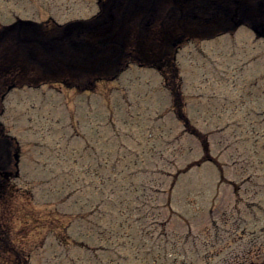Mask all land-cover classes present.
<instances>
[{"label":"rangeland","instance_id":"rangeland-1","mask_svg":"<svg viewBox=\"0 0 264 264\" xmlns=\"http://www.w3.org/2000/svg\"><path fill=\"white\" fill-rule=\"evenodd\" d=\"M96 12L97 0H0V26L17 18L34 22L52 18L62 24L90 18ZM185 44L176 60L187 115L197 130L209 134L210 153L219 158L224 176L207 164L180 174L202 158V142L176 119L171 98L154 70L132 65L114 82L98 84L93 94L48 85L15 88L4 101L0 99V124L5 133L18 140L21 151L20 176L7 181L5 197L0 199V230L6 229L11 240L7 244L13 242L30 254V264H153L165 241L177 243L176 252L168 247L167 264L173 259L179 263L181 251L207 250L204 247L211 245L215 233L224 239L218 249L220 258H227L239 253L246 239L253 237L250 233L264 236V214L254 212L259 204L264 208V146L254 145L264 124L257 123L262 117L254 118L249 112L255 109L264 118V40L241 27L230 36ZM227 109L232 112L230 121L236 122L229 132L222 130L227 120L222 113ZM70 148L77 152L71 155ZM128 151H137L143 158L137 167L157 173L139 179L155 188L150 196L157 216L135 224L133 238L139 240V225L147 223L142 257L134 259L137 250L128 242V249H121L130 257L124 263L110 253L100 251L96 255L98 249L109 248L106 242L98 244L82 237L86 230L92 232V217L84 212L90 213L96 199L92 193L74 195L71 189L82 185L83 165L95 155L108 161L119 158L122 167H132L133 157ZM90 164L94 165L93 159ZM72 167L73 172L82 173V179H75L77 173L67 176ZM9 169L13 170V165ZM105 205L100 208L109 211L111 207ZM137 205L141 209V204ZM79 211L83 213L77 216ZM63 212L69 215L63 218ZM29 213L41 217V222ZM50 213L57 214L62 225L54 228L50 219L43 220ZM254 213L260 219L258 224L254 223ZM240 220L244 226L245 221L248 223L245 240L238 236L244 229L235 231ZM63 227L67 229L62 235L49 229L63 231ZM163 231L167 236L161 235ZM82 240L86 244H80ZM250 247L246 244L243 249ZM148 249L153 250L152 256L145 260L143 252ZM202 255H196L194 264L211 263Z\"/></svg>","mask_w":264,"mask_h":264},{"label":"trees","instance_id":"trees-1","mask_svg":"<svg viewBox=\"0 0 264 264\" xmlns=\"http://www.w3.org/2000/svg\"><path fill=\"white\" fill-rule=\"evenodd\" d=\"M98 6V13L90 19L60 27L51 22H17L2 29L0 77L21 87L63 85L83 92L94 89L97 83L113 81L130 64L155 69L171 95L174 115L189 133L201 140L204 148L202 160H207L205 137L190 125L184 112L175 53L189 41L208 40L232 33L240 25L247 26L258 37L264 38V0H99ZM0 140V148L4 143L6 150L14 141L8 136H2ZM125 169H117V173L112 174L110 168L109 173L100 176L91 169V177L96 175L97 178V185L91 192L94 196L105 192L117 196L107 204L118 210L115 214H105V211L94 214L92 208L84 215L92 217L91 230L95 231L90 234L93 233L96 241L106 242L117 250H127L129 242L132 250H140L144 243L139 244L133 238V226L140 216L148 218L153 214L150 210L141 211L137 203L151 189L146 184L142 185L134 171L125 175ZM114 185L119 189L117 192ZM7 188L8 184L0 182V199L5 197ZM147 200L144 198V201ZM135 214L140 216L135 217ZM28 215L41 222V217H34L32 213ZM47 219L54 228L62 225L57 214L50 213L43 220ZM144 225L143 222L139 229L146 228ZM49 229L62 235L66 228L63 227V231ZM90 234L86 233L87 236ZM124 238H128L127 243ZM6 241L11 242L4 228V231L0 230V253L7 255H0V264H29L28 252ZM263 246L264 243L258 245L259 253L255 250L250 256L258 258ZM244 256L248 258L249 250L244 252ZM155 258L153 264H161L159 256ZM162 262H165L164 257ZM171 264L176 262L171 261Z\"/></svg>","mask_w":264,"mask_h":264}]
</instances>
